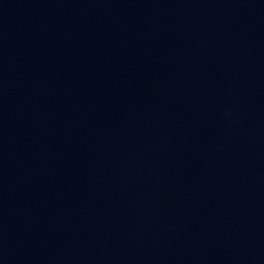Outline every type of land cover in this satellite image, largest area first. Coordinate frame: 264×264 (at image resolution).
Listing matches in <instances>:
<instances>
[{
	"label": "water",
	"instance_id": "1",
	"mask_svg": "<svg viewBox=\"0 0 264 264\" xmlns=\"http://www.w3.org/2000/svg\"><path fill=\"white\" fill-rule=\"evenodd\" d=\"M0 264H264V0H0Z\"/></svg>",
	"mask_w": 264,
	"mask_h": 264
}]
</instances>
